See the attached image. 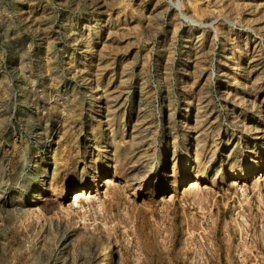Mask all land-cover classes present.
Instances as JSON below:
<instances>
[{
	"label": "rangeland",
	"instance_id": "obj_1",
	"mask_svg": "<svg viewBox=\"0 0 264 264\" xmlns=\"http://www.w3.org/2000/svg\"><path fill=\"white\" fill-rule=\"evenodd\" d=\"M0 264H264V0H0Z\"/></svg>",
	"mask_w": 264,
	"mask_h": 264
},
{
	"label": "bare ground",
	"instance_id": "obj_2",
	"mask_svg": "<svg viewBox=\"0 0 264 264\" xmlns=\"http://www.w3.org/2000/svg\"><path fill=\"white\" fill-rule=\"evenodd\" d=\"M102 86L97 84L96 87L94 88V92L96 93H100L102 91ZM102 95V94H101ZM96 96V95H95ZM99 96V95H98ZM107 183H111V180L108 178V180H106ZM190 188L197 186L198 184H200V182L198 181V179H194L192 181H190ZM87 194L86 190L83 188L81 190H77L73 193L72 199L76 200V199H81L84 197V195Z\"/></svg>",
	"mask_w": 264,
	"mask_h": 264
}]
</instances>
